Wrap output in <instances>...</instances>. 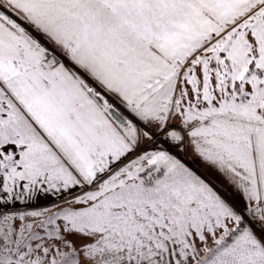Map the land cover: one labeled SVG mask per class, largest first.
<instances>
[{"label":"snow or ice","instance_id":"obj_1","mask_svg":"<svg viewBox=\"0 0 264 264\" xmlns=\"http://www.w3.org/2000/svg\"><path fill=\"white\" fill-rule=\"evenodd\" d=\"M0 264H264V0H0Z\"/></svg>","mask_w":264,"mask_h":264},{"label":"crops","instance_id":"obj_2","mask_svg":"<svg viewBox=\"0 0 264 264\" xmlns=\"http://www.w3.org/2000/svg\"><path fill=\"white\" fill-rule=\"evenodd\" d=\"M184 155L185 161L188 165L191 166L192 169L196 170L198 173L202 174L205 177H208L209 179L213 180L215 183H219V181L216 180L215 176L212 174V172L203 164V162L198 161V159L195 157V155L189 150V152ZM57 199H60L59 197H49L48 200H41L40 204L45 205L50 203L51 201H55Z\"/></svg>","mask_w":264,"mask_h":264},{"label":"rangeland","instance_id":"obj_3","mask_svg":"<svg viewBox=\"0 0 264 264\" xmlns=\"http://www.w3.org/2000/svg\"><path fill=\"white\" fill-rule=\"evenodd\" d=\"M64 206H65V205H63V204H60V205H59V207H64ZM52 210L55 211L56 209L53 208Z\"/></svg>","mask_w":264,"mask_h":264}]
</instances>
